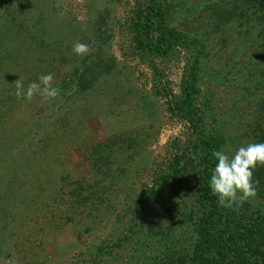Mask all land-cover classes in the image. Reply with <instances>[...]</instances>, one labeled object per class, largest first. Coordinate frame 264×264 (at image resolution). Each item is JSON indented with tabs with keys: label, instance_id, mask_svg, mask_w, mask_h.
I'll return each instance as SVG.
<instances>
[{
	"label": "trees",
	"instance_id": "obj_1",
	"mask_svg": "<svg viewBox=\"0 0 264 264\" xmlns=\"http://www.w3.org/2000/svg\"><path fill=\"white\" fill-rule=\"evenodd\" d=\"M112 1L129 4L130 18L127 22L132 36L130 54L134 58H166L178 50L185 58L179 95L173 92L166 74L153 61L150 66L169 111L189 124L196 138L185 148L176 150L167 168L156 177L154 187L143 192L146 199L138 198L137 203L147 200L159 204H163L162 200L175 203L177 207H172L171 212L181 215L182 224L192 221L195 224L193 241L188 249L177 250L176 245L173 248L170 245L167 251L154 258V264H264V166L254 170L253 183L257 192L254 198L231 209L220 205L208 185L217 162L212 153L224 151L228 139L222 127L210 128V123L208 126L207 110L199 99L201 81L207 73V58L213 56L218 46L222 50L233 44L234 50L241 56L251 54L247 56L251 63L249 76H253V68L264 64V0ZM189 1L192 4L189 5ZM51 4V0H0V259L6 263L13 259L17 263L25 258L21 242L18 243L22 239L21 229L36 228L40 217H47L46 213L39 216L38 210L33 207L37 202L41 204V193L44 191H53L51 199L54 206L61 208L67 204L60 215L64 225L72 229L84 219L81 225L86 227V232L94 228L97 224L96 206L110 195L105 187L112 178L113 163L125 166L114 148L119 146V150H126L134 143V139L130 138L123 143L125 147L116 138L93 145L89 154L85 155L90 178L74 180L69 174H62L57 181H52L48 189L43 188V182H49V177L42 181L39 171L30 166L32 162L44 166L36 157V152L32 151L35 136L43 132L45 140L40 143L47 148L54 120L57 119L62 132H66L68 113L63 112L65 115L62 116L60 110L93 92L100 81L110 80L119 69L117 57L107 53L101 45L95 49L91 47L90 53L79 60L74 59L76 54L73 55L70 62L65 51L70 53L71 45H63L57 33L53 36L50 17L54 12ZM107 9L100 15L97 35L104 34L103 28L110 15ZM190 16L195 17L192 19ZM201 23L205 25L201 26ZM100 38L102 36L94 35L88 39H97L98 43ZM92 41L85 44L89 46ZM52 47H57L54 51L58 52L59 59L53 56L47 60L52 55ZM57 61L74 64L73 71L60 73L56 69ZM32 63H46L45 70L42 72L37 68L35 71V64ZM47 74L53 75V86L60 90L59 95L55 99H44L37 94L46 104V116L35 117L34 122L25 128L16 125L14 118L19 109L30 101L16 97L15 82L23 77L27 89L29 84L39 83V77ZM253 89L259 91L257 86ZM246 90L253 95L250 94L251 88ZM250 100L256 105L254 119L249 123L251 143L264 142V95L253 96ZM76 149L80 150L81 145ZM44 205L42 209L47 208ZM64 213L66 218L62 215ZM31 221L34 224L26 227L25 224ZM54 222L48 221L46 227L51 229L50 223ZM132 222L133 226L137 225L135 218ZM59 226L58 222L55 231L62 230ZM133 226L129 235L127 233L118 240L110 238V241L90 248L87 258L79 264H102L105 258L115 255L116 249H123L128 240L136 236ZM23 248L27 250L26 246Z\"/></svg>",
	"mask_w": 264,
	"mask_h": 264
},
{
	"label": "rangeland",
	"instance_id": "obj_2",
	"mask_svg": "<svg viewBox=\"0 0 264 264\" xmlns=\"http://www.w3.org/2000/svg\"><path fill=\"white\" fill-rule=\"evenodd\" d=\"M51 2L54 12L50 17L53 36L57 33L63 45H71L70 53L65 51L70 62L75 55L73 44L77 41L85 44L92 41L88 38L96 35L102 38L98 43L97 39L93 40L90 48L95 49L101 45L107 53L117 57L119 69L110 80L100 81L93 92L77 98L73 104L70 102V105L60 110L62 116L65 115L63 112L68 113L64 130L66 132H62L60 124L56 123L57 119L54 120L55 124L50 126L51 142L47 148H44V143H40L42 139L45 140L44 133L35 136L32 151L36 152V157L44 166H37L33 162L30 166L34 171H39L42 181L49 177V182H43V188L48 189L52 181H57L62 174H69L74 180L90 178V167L85 161V155L89 154L93 145L104 144L116 138L122 144L133 138L134 143L130 142L132 147L126 150H119V146H115V153L121 155V164L125 166L119 167L118 162L113 163L112 178L105 187L110 195L97 204V224L89 232L81 225L84 219L79 226H73L72 229L64 225L60 215L61 209L67 204H63L61 208L54 206L51 199L53 191L41 193V204L37 202L33 207L38 210L39 216L40 213H46L47 217H40L39 226L36 228L21 229L22 239L18 243L21 242V251L25 258L16 264H79L87 258L90 248L98 247L103 242L110 241V238L118 240L127 233L129 235V230L134 225L133 218L137 220V225L133 226L136 236L128 240L123 249H116L115 255L105 258L102 264H154V258L162 251H167L170 245L172 248L176 245L177 250L190 248L195 224L193 221L182 224L181 215L171 212L172 207H177L175 203H165L164 200L163 204L153 200L137 203L138 198L146 199L143 192L154 187L156 177L167 168L176 150L185 148L196 138L191 126L169 111L167 100L158 81L154 79L150 66L153 61L166 74L173 92L179 95L185 66L183 53L178 50L166 58H134L130 54L132 36L128 30L130 7L127 2ZM107 8L110 15L103 28L104 34L97 35L100 15ZM190 17L194 19L195 16ZM204 25L205 23H201V26ZM58 45L60 46L59 43ZM233 47V44H229L221 50L218 46L213 56L207 58V73L201 81L199 98L207 110L208 126L210 123V128L222 127L226 130L228 143L224 151L229 155L239 147L251 143L249 123L254 119L256 105L250 99L264 95V83H261L264 81V64L253 68L255 72L252 71L253 76H249L248 68L251 63L247 56L251 54L241 56ZM53 48L52 55L47 60L53 56L59 59L58 52L54 51L57 47ZM74 59L79 60L80 56ZM34 64L32 63L35 71L37 68L42 72L45 70L46 63ZM68 65L57 61L56 69L60 73L72 72L75 65ZM255 86L259 88L258 92L253 89ZM247 87L252 89L250 94L253 95H249ZM39 97L34 96L30 102L22 104L14 118L16 125L25 128L34 122L35 117L46 116V104L43 97ZM79 145L81 149L77 150ZM43 203L44 206L48 203L47 208L42 209ZM52 213L54 215L50 218ZM62 215L66 218L65 213ZM52 220L55 222L50 223L51 229H48L46 223ZM56 222H59L62 230L55 231ZM30 223L34 224V221L25 226L30 227ZM62 225L65 227L62 228ZM25 246L27 250H24ZM16 251L19 253L20 247ZM0 264L7 263L0 259Z\"/></svg>",
	"mask_w": 264,
	"mask_h": 264
},
{
	"label": "clouds",
	"instance_id": "obj_3",
	"mask_svg": "<svg viewBox=\"0 0 264 264\" xmlns=\"http://www.w3.org/2000/svg\"><path fill=\"white\" fill-rule=\"evenodd\" d=\"M73 52L80 57L89 54L91 49L79 41L73 44ZM53 75H41L39 83L33 82L24 87L23 77L15 82V95L29 101L39 94L44 99H55L60 90L53 86ZM212 156L217 161L209 181L212 195L218 198L221 206L231 209L257 195L253 183L254 170L264 166V142L248 143L239 147L232 155L226 151H213ZM7 264H16L10 260Z\"/></svg>",
	"mask_w": 264,
	"mask_h": 264
}]
</instances>
